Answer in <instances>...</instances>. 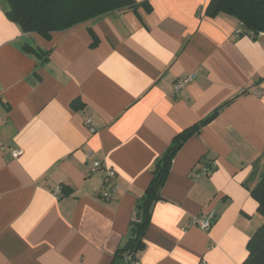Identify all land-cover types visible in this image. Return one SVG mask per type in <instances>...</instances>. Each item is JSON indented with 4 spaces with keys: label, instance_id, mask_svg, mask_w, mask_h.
Here are the masks:
<instances>
[{
    "label": "crops",
    "instance_id": "0c3cea01",
    "mask_svg": "<svg viewBox=\"0 0 264 264\" xmlns=\"http://www.w3.org/2000/svg\"><path fill=\"white\" fill-rule=\"evenodd\" d=\"M210 1L149 0L151 12L119 10L45 38L23 32L0 0V264H114L158 159L235 97L176 153L139 256L247 258L263 222L250 189L264 169V34L238 36L236 18L206 15ZM95 159L103 168L92 171ZM104 167L117 173L111 199ZM210 212L208 230L193 224Z\"/></svg>",
    "mask_w": 264,
    "mask_h": 264
},
{
    "label": "trees",
    "instance_id": "16d2710c",
    "mask_svg": "<svg viewBox=\"0 0 264 264\" xmlns=\"http://www.w3.org/2000/svg\"><path fill=\"white\" fill-rule=\"evenodd\" d=\"M6 1V14L9 19L19 24L23 32H37L45 38H49L53 31L65 30L111 12L119 10L137 11L139 7H144L147 12L152 11L149 0L141 2L137 0ZM221 13L234 17L240 22L239 26L242 25V31L239 36H250L251 32L264 34V0H211L206 9V15L216 17ZM91 32L94 35V31L91 30ZM96 43L97 38L94 36L92 45L94 46ZM25 49L28 52H39L29 45H25ZM246 92L244 90L241 95ZM235 98L227 101L209 116L184 129L174 137L169 148L156 162L150 184L136 206L131 221L130 235L125 243L117 249L115 260L123 258L129 264L136 260L140 261L139 255L145 249L144 238L151 223L153 207L157 201L162 199L161 191L169 175L173 158L189 137L198 133ZM77 102L73 101L72 105L76 106ZM213 167L209 165L207 173L214 170ZM62 190L65 195L71 191L67 186H63ZM250 191L258 203V212L262 216L263 222L249 239L247 243L248 256L242 264H264V169L259 175L258 182Z\"/></svg>",
    "mask_w": 264,
    "mask_h": 264
},
{
    "label": "built area",
    "instance_id": "2783aa9c",
    "mask_svg": "<svg viewBox=\"0 0 264 264\" xmlns=\"http://www.w3.org/2000/svg\"><path fill=\"white\" fill-rule=\"evenodd\" d=\"M241 31H242V25L239 26V28L236 31V34L239 36L241 34ZM256 35H263V33H259V34H255L253 32L250 33L251 37H255ZM190 80H191V76L180 78L175 83V90H180ZM86 123L90 126V130L94 132L95 126L93 125L92 119L90 117L86 119ZM11 151L14 156H19L22 153L21 150H17V149H12ZM88 156L89 158L93 157V153L90 152ZM102 168H103V163L101 160L98 159L93 160L92 168H91L92 171H97ZM104 168H105V175L103 178V192L101 193V195L104 199H111L117 193L119 188L118 183L116 181L117 173L112 168L109 167H104ZM203 171L207 173L209 169L205 166L203 168ZM214 220H215V214L210 212L195 217V219L192 222L193 224L199 226L200 228L204 230H208L212 226ZM132 264H140V261L139 260L133 261Z\"/></svg>",
    "mask_w": 264,
    "mask_h": 264
},
{
    "label": "water",
    "instance_id": "95a60500",
    "mask_svg": "<svg viewBox=\"0 0 264 264\" xmlns=\"http://www.w3.org/2000/svg\"><path fill=\"white\" fill-rule=\"evenodd\" d=\"M114 264H129V262L126 259L118 258L115 260Z\"/></svg>",
    "mask_w": 264,
    "mask_h": 264
}]
</instances>
